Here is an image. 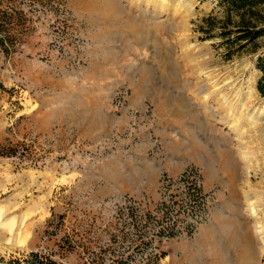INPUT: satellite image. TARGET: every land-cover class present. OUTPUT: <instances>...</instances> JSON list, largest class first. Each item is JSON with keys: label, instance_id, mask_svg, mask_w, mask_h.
Instances as JSON below:
<instances>
[{"label": "rangeland", "instance_id": "1", "mask_svg": "<svg viewBox=\"0 0 264 264\" xmlns=\"http://www.w3.org/2000/svg\"><path fill=\"white\" fill-rule=\"evenodd\" d=\"M141 1L0 0V202L30 215L26 245L0 243V259L121 264L112 247L136 237L161 177L191 169L215 195L211 222L156 264H264V116L244 124L264 112V37L229 53L218 34L239 16L229 23L220 0ZM207 79L235 85V113L237 98L205 99ZM246 104L250 162L223 123Z\"/></svg>", "mask_w": 264, "mask_h": 264}, {"label": "built area", "instance_id": "2", "mask_svg": "<svg viewBox=\"0 0 264 264\" xmlns=\"http://www.w3.org/2000/svg\"><path fill=\"white\" fill-rule=\"evenodd\" d=\"M213 196L205 190L202 175L191 169L176 176H162L153 208L146 212L142 206V213L135 218L136 237L128 241L122 250L116 249L122 253L112 247L113 262L134 264V261L142 262L144 258L148 264H156L164 244L175 239H191L201 227L211 222L217 203ZM129 200L134 198H121L122 203L126 201V206L134 209Z\"/></svg>", "mask_w": 264, "mask_h": 264}, {"label": "trees", "instance_id": "3", "mask_svg": "<svg viewBox=\"0 0 264 264\" xmlns=\"http://www.w3.org/2000/svg\"><path fill=\"white\" fill-rule=\"evenodd\" d=\"M219 5L223 12L228 16V22L231 23L230 16L237 15L239 20L237 29H230L226 24L218 35L224 39L223 45L229 53H232L234 47L246 49L254 47L258 49V41L264 37V0H220ZM212 25V24H211ZM215 27V25H212ZM213 28L206 30L209 38H212ZM257 70L260 72V78L257 82V90L264 97V52L258 57L256 63ZM6 91V88L0 83V92ZM0 264H63L54 260L50 256L31 252L20 258L11 257L6 260L0 259Z\"/></svg>", "mask_w": 264, "mask_h": 264}, {"label": "bare ground", "instance_id": "4", "mask_svg": "<svg viewBox=\"0 0 264 264\" xmlns=\"http://www.w3.org/2000/svg\"><path fill=\"white\" fill-rule=\"evenodd\" d=\"M149 1H151V0H149ZM148 4H150V2H148L147 5ZM140 5H142V1L138 0V2L135 3V6L136 7H140ZM163 12H164L163 9H161V13L162 14H163ZM177 13L178 12H176V14ZM184 26H186V23H185ZM190 67H191V65H190ZM196 69H198V68H196ZM197 71L198 72H196V73H199L201 70L198 69ZM211 81L208 80V79L207 80H201L202 83H206V87H205V85L203 86L204 89H205V92H206V96L204 95L205 99L207 97H210V98H213V99H220L221 98L222 100H224V102L225 101L228 102L229 99H231L232 97L237 98L236 101L238 103L237 104H233L235 108H233V110H232V112L235 113V111L237 110V107L239 108V106L241 104V98H242V96L239 95V92L235 90V85H233L231 88H225V85L230 84L231 81H228L224 86H221L220 83H218V82L215 83V84L209 83ZM201 82L199 80V84H201ZM192 92L193 93H191L189 95H191V97H193L194 101L195 102H199L200 104H198V105L201 108H203V110L205 108L209 109L210 105L209 104L207 105V103L205 102L206 100L204 99V96H201V93L198 94L196 91H192ZM239 100H240V102H239ZM222 106H225V105L222 104ZM243 107H244L243 109L245 111L243 110V113H241L239 119L237 118V120H236L235 119L236 118L235 114H232V115H228L227 120H224L223 123L229 128V130L231 132H235V133L237 132L235 141L239 142L240 153L243 154V159L246 162H250V159H253L252 155L254 153L252 154V152L247 150V147H244V137H245L247 132L243 131L242 126L244 124L254 125L258 120H260V118L262 116H264V112L261 113V114H259L258 112L249 114L248 115V123L245 122L243 124L242 120L244 119V117L247 114L248 110H250V108L248 107L247 104L243 105ZM230 109L231 108H229V110ZM227 112H228V109H227ZM230 119L231 120L233 119V120H236V121L232 122ZM1 198L2 197H0V199ZM248 199H250V198H248ZM3 203H4V201L0 202V243L13 244V245H19V246L26 245V239L28 238V236H27V231H24V228L29 227L26 224V221H27V219H29L30 215L27 214V216H26L25 214H20V212H18V209H17V207L15 205H10L9 203H6V205H3ZM253 206H254V203L252 204V210L255 209V207H256V206H254V207ZM263 240H264V238H263Z\"/></svg>", "mask_w": 264, "mask_h": 264}]
</instances>
